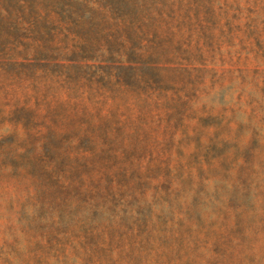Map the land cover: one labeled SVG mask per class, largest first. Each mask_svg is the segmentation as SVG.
<instances>
[{
	"label": "rangeland",
	"instance_id": "374dc122",
	"mask_svg": "<svg viewBox=\"0 0 264 264\" xmlns=\"http://www.w3.org/2000/svg\"><path fill=\"white\" fill-rule=\"evenodd\" d=\"M0 264H264V0H0Z\"/></svg>",
	"mask_w": 264,
	"mask_h": 264
}]
</instances>
